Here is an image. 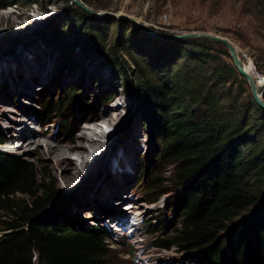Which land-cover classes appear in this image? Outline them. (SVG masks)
Masks as SVG:
<instances>
[{"label":"trees","instance_id":"obj_1","mask_svg":"<svg viewBox=\"0 0 264 264\" xmlns=\"http://www.w3.org/2000/svg\"><path fill=\"white\" fill-rule=\"evenodd\" d=\"M35 1L0 0V8ZM79 15L89 13L81 8ZM85 30L90 42L83 38L79 44L103 54L102 30ZM55 34L59 46L60 32ZM151 41L140 37L137 49L125 45L110 60L154 119L158 169L178 170L174 205L181 219L171 243L161 246L198 250L207 264H264V110L251 91L239 101L248 80L226 60L232 58L225 45L200 38L156 40L148 52ZM71 60L66 51L62 62ZM90 106L88 96L72 87L65 100L47 97L42 112L61 114L68 132L77 110ZM7 140L0 130V143ZM158 169L150 194L165 193ZM59 193L47 175L39 179L33 163L0 149V264H110L111 232L59 222Z\"/></svg>","mask_w":264,"mask_h":264},{"label":"rangeland","instance_id":"obj_2","mask_svg":"<svg viewBox=\"0 0 264 264\" xmlns=\"http://www.w3.org/2000/svg\"><path fill=\"white\" fill-rule=\"evenodd\" d=\"M82 1L96 12L109 15L100 19L90 13L87 17L81 16V8L73 0H36L0 8V130L11 139L9 143H16L12 134L23 127L34 132L42 142L58 138L61 144L72 145L70 140L81 132L94 116L93 112L115 106L119 111L115 120L117 128L105 142L107 146L90 159L88 169L71 185L59 181L51 161L35 151V143L27 144L23 148L25 151L10 144L8 151L33 163L39 179L47 175L59 190L61 195L55 215L59 222L105 227L111 232L107 239L112 249L110 264H207L198 250L182 245L161 246L164 240L171 243L181 219V211H176L174 205L179 197V190L173 183L178 170L159 166L165 193H149L155 189L154 185L152 189L148 187L153 182L151 175L158 169L160 152V144L153 141L151 135L154 119L137 98L136 91L127 88L117 77L110 58L125 45L138 48L140 37L153 41L148 52L156 49V40L182 41L154 37L125 18L134 17L164 35L203 31L228 37L238 46L243 63L251 66L253 75L261 81L264 78V0ZM9 14L13 15L9 18ZM87 25L104 33L106 49L103 54H95L79 44L83 38L90 42L91 35L85 30ZM57 31L62 40L59 46L56 44ZM66 51L72 56L69 63L62 62ZM226 60L233 62L230 58ZM262 81L260 90L264 99ZM72 87L83 91L91 106L77 110L72 128L66 132L61 114L42 111L47 97L57 101L61 95L65 100ZM244 87L246 91L239 96L240 102L252 92L249 82ZM235 89L234 95H237L239 87ZM105 92L109 93L104 96ZM24 93L27 96H23ZM102 127L108 130L110 126L103 124ZM133 133L137 138L136 147L129 156L133 165L128 168L132 175L127 180H116L118 200L113 196L98 200L102 206L120 210L130 221L129 225H124L120 216L109 217L105 209H100L96 200L91 203L90 198L108 178L111 168L123 161ZM29 148L33 150L26 151ZM126 198L136 207L129 209ZM137 210L143 220L133 224V211ZM115 221L126 230L120 231ZM228 232L226 230L222 236L227 237Z\"/></svg>","mask_w":264,"mask_h":264},{"label":"bare ground","instance_id":"obj_3","mask_svg":"<svg viewBox=\"0 0 264 264\" xmlns=\"http://www.w3.org/2000/svg\"><path fill=\"white\" fill-rule=\"evenodd\" d=\"M12 15L13 14H9L8 17L10 18ZM17 18H14V21L18 20ZM244 66L248 73L255 78L251 66L248 67L246 64H244ZM262 80H264V78ZM262 80L260 81L256 79L259 88L263 86ZM25 95L27 96L26 93L23 94V96ZM118 112V107L116 106L103 107L100 110L93 112L94 116L90 118L87 123H85L86 125L81 128V132L79 131L77 136L70 140V142L73 143L72 145H63L61 144V140H58V138L42 142L35 137L34 132H31L23 127L19 132L12 134V137H14L13 139H15V142H19L17 144V150L19 151H25L23 148H25L27 144L35 143V151L45 155V157L51 161V166L57 173L59 181L65 183L66 185H71V182L80 178L82 173L88 169L90 159L101 153V151L107 146L105 142H107V140L113 135V131L117 128V122L115 123V120H117L116 114H118ZM103 124L109 125V129L107 130L106 127L104 129L102 127ZM42 134L44 133L42 132ZM133 136V140L129 143V146L125 151L123 161H121L119 165H115L111 168L108 178L96 189L97 192L95 195L91 196V203L95 200L98 202V200L102 198L112 196L113 199H117V196L120 195V193L116 194L118 189L116 182L118 180H127L132 175L128 168L133 165L129 156L135 151L136 147L135 139L137 138L134 133ZM9 142L8 144H14V141L13 143ZM27 150L31 151L33 148L26 149V151ZM130 204L131 205H128L129 209L136 207L132 203ZM97 205H99L100 209H105L109 217L118 218V215L122 218L121 222H123L124 225H129L128 223H130V221H128V218L120 212V210L118 212V209L116 210L115 207L108 208L106 206H102L99 202ZM116 205L117 204L115 203V206ZM136 214L142 216L138 210Z\"/></svg>","mask_w":264,"mask_h":264},{"label":"water","instance_id":"obj_4","mask_svg":"<svg viewBox=\"0 0 264 264\" xmlns=\"http://www.w3.org/2000/svg\"><path fill=\"white\" fill-rule=\"evenodd\" d=\"M73 1L80 8L90 13L91 15L95 16L96 18L100 19L101 17L105 15H109L106 12H96L90 6L85 4L82 0H73ZM125 18L131 21L134 25H137L138 27H140L142 30H144L148 34L154 37H158L160 39L176 41V40H188V39H193V38H200V39H208V40L218 42V43L225 45L231 55V58L233 60V63L236 69L240 72L241 75L247 78L255 100L257 101L258 105L264 110V99H263L261 90L258 87L257 81L250 73H248L247 69L245 68L242 58L240 57L238 46L228 37H225L219 34L210 33V32H203V31H191V32H185L182 34L164 35V34H160L148 28L146 25L142 24L137 18H134V17H125Z\"/></svg>","mask_w":264,"mask_h":264}]
</instances>
